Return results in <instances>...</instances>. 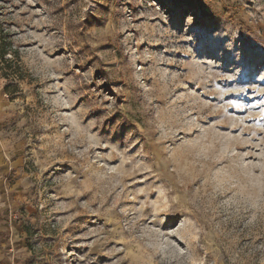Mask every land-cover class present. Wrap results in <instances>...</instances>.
Returning <instances> with one entry per match:
<instances>
[{"label":"rangeland","instance_id":"obj_1","mask_svg":"<svg viewBox=\"0 0 264 264\" xmlns=\"http://www.w3.org/2000/svg\"><path fill=\"white\" fill-rule=\"evenodd\" d=\"M0 30V264H264V0H0Z\"/></svg>","mask_w":264,"mask_h":264},{"label":"trees","instance_id":"obj_2","mask_svg":"<svg viewBox=\"0 0 264 264\" xmlns=\"http://www.w3.org/2000/svg\"><path fill=\"white\" fill-rule=\"evenodd\" d=\"M0 36H2L1 30H0ZM0 42H1L0 43V61L4 62V63H8V59L5 58V56L8 54V52H10L9 54H11L12 56H15L14 52L13 51H9V49L6 46L5 41H4V39L2 37L0 38ZM5 76H6L5 78H7V75H5Z\"/></svg>","mask_w":264,"mask_h":264},{"label":"crops","instance_id":"obj_3","mask_svg":"<svg viewBox=\"0 0 264 264\" xmlns=\"http://www.w3.org/2000/svg\"><path fill=\"white\" fill-rule=\"evenodd\" d=\"M11 250L14 251L13 258L17 260L16 264H24V260L23 259H25V252L22 251L23 248L14 249V247H12ZM10 264H14V262L11 261Z\"/></svg>","mask_w":264,"mask_h":264}]
</instances>
